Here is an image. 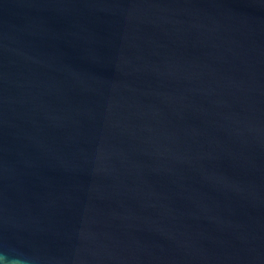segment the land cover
Instances as JSON below:
<instances>
[{"label": "water", "instance_id": "water-1", "mask_svg": "<svg viewBox=\"0 0 264 264\" xmlns=\"http://www.w3.org/2000/svg\"><path fill=\"white\" fill-rule=\"evenodd\" d=\"M0 264H264V0H0Z\"/></svg>", "mask_w": 264, "mask_h": 264}]
</instances>
